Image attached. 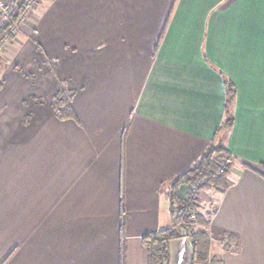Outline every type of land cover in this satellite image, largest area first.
<instances>
[{
    "label": "crops",
    "instance_id": "0c3cea01",
    "mask_svg": "<svg viewBox=\"0 0 264 264\" xmlns=\"http://www.w3.org/2000/svg\"><path fill=\"white\" fill-rule=\"evenodd\" d=\"M26 16L0 53V264H149L170 181L221 141L233 184L200 210L239 249L211 254L264 264V175L244 167H264V0H42Z\"/></svg>",
    "mask_w": 264,
    "mask_h": 264
},
{
    "label": "trees",
    "instance_id": "16d2710c",
    "mask_svg": "<svg viewBox=\"0 0 264 264\" xmlns=\"http://www.w3.org/2000/svg\"><path fill=\"white\" fill-rule=\"evenodd\" d=\"M30 0H17L11 13V21L0 26V45L6 39H14L13 23H19L29 7ZM235 98V88L228 86L227 115L222 128L232 126L233 117L229 110ZM56 114L60 119L75 117L70 103V96L60 92L54 99ZM235 158L225 147L223 142L212 146L211 149L188 172L174 178L169 183L168 199L173 226L156 234L144 238V245L148 252L149 264H169V243L171 240L187 235L193 243L195 254L194 264H204L212 257L213 241H219L224 251L236 252L239 249V239L235 234L223 232L214 237L212 230L213 212H202L200 196L210 189L226 192L233 184L229 176L235 165ZM244 167L264 175V167L256 169L249 164ZM191 185L193 192L187 198L180 194V187ZM215 264V259L213 258Z\"/></svg>",
    "mask_w": 264,
    "mask_h": 264
},
{
    "label": "water",
    "instance_id": "95a60500",
    "mask_svg": "<svg viewBox=\"0 0 264 264\" xmlns=\"http://www.w3.org/2000/svg\"><path fill=\"white\" fill-rule=\"evenodd\" d=\"M195 254L192 240L183 236L169 243V264H194Z\"/></svg>",
    "mask_w": 264,
    "mask_h": 264
},
{
    "label": "built area",
    "instance_id": "2783aa9c",
    "mask_svg": "<svg viewBox=\"0 0 264 264\" xmlns=\"http://www.w3.org/2000/svg\"><path fill=\"white\" fill-rule=\"evenodd\" d=\"M30 7H28V9L26 10L25 14L29 13L30 12V9L33 5V2L29 1L28 2ZM12 10H13V7L9 6L4 0H0V12L4 18V22H8V21H11V13H12ZM23 15L22 16V20L24 19V16L26 15ZM19 23H13V31L14 33L16 32V29H17V26H18ZM11 40L12 39H6L4 40L1 45H0V53L2 51H4L10 44H11ZM204 264H214L213 262V258L210 257L207 262H205Z\"/></svg>",
    "mask_w": 264,
    "mask_h": 264
},
{
    "label": "rangeland",
    "instance_id": "374dc122",
    "mask_svg": "<svg viewBox=\"0 0 264 264\" xmlns=\"http://www.w3.org/2000/svg\"><path fill=\"white\" fill-rule=\"evenodd\" d=\"M5 1V0H4ZM31 2H33V5H32V7H31V9H30V12L29 13H27V14H30L32 11L34 12L35 10H37L38 8H39V5L41 4V2H42V0H30ZM6 2V1H5ZM29 7H30V5H29ZM27 14H25V15H27ZM27 17V16H26ZM26 17H25V19H26ZM24 19V20H25ZM27 20V19H26ZM21 21H23L22 19H21ZM184 186H189L191 189H190V192L187 194V195H185L183 198H187V196L191 193V192H193V188H192V186L191 185H183V186H181V187H184ZM180 187V188H181ZM180 190V189H179ZM204 194V193H203ZM202 194V195H203ZM202 196H200V202L202 201L201 198ZM183 236H187V235H183ZM182 236V237H183ZM215 245V241H213V245L212 246H214ZM212 258H214L213 256H212Z\"/></svg>",
    "mask_w": 264,
    "mask_h": 264
}]
</instances>
